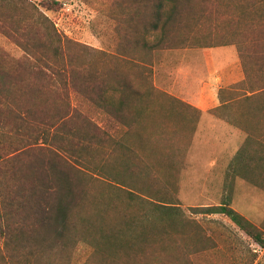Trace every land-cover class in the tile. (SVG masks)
<instances>
[{
  "label": "trees",
  "instance_id": "16d2710c",
  "mask_svg": "<svg viewBox=\"0 0 264 264\" xmlns=\"http://www.w3.org/2000/svg\"><path fill=\"white\" fill-rule=\"evenodd\" d=\"M124 1L116 16L123 27L116 31L132 67L105 76L71 68L73 52L65 50L72 41L46 14L61 9L58 0H0V34L23 53L0 48V264H78L80 248L87 253L81 264L146 261L149 255L135 243L147 235L144 224L163 232L183 218L180 208L142 194L143 185L142 193L126 191L128 184L110 175L115 181H103L125 195L109 190L108 208L97 199L103 194L91 193L92 183L102 181L61 153L70 143L83 149L109 144L89 113L102 114L108 128L132 131L143 110L155 111L157 92L142 71L152 66L154 52L193 47L234 46L244 75L219 90L220 105L212 109H238L225 120L246 134L230 160L229 193L199 211L228 218L264 252V231L231 207L236 176L264 190V0ZM110 91L120 94L117 105ZM168 102L158 111L169 109ZM118 209L124 214L117 216ZM112 217L124 219L122 226L112 225Z\"/></svg>",
  "mask_w": 264,
  "mask_h": 264
},
{
  "label": "rangeland",
  "instance_id": "374dc122",
  "mask_svg": "<svg viewBox=\"0 0 264 264\" xmlns=\"http://www.w3.org/2000/svg\"><path fill=\"white\" fill-rule=\"evenodd\" d=\"M58 1L61 9L46 14L60 34L72 41L70 49L66 47L65 50L73 52L74 62L69 63L71 68L108 76L106 74L111 69L124 74L132 67L122 57L123 49H119L121 42L117 37V31L123 27L116 20L119 5L128 2ZM147 42H152L150 35ZM0 48L16 57L23 55L1 34ZM84 48H88L89 53ZM238 58L234 46L154 52L151 72L148 71L149 66L142 71L157 92L155 111L143 110L140 122L130 132L121 126L108 128L102 114L89 113L101 126V132L106 133L109 144H94L83 149L70 143V146L66 145L69 151L61 153L67 162L88 171L87 177L102 181L97 185L92 183L91 193L103 194L97 199L108 208H112L109 190L125 195L124 191L118 192L110 187L111 183L103 181L104 178L115 181L114 177L119 178L121 184H128L126 191L142 193L139 188L143 185L146 189L142 194L156 200H168L180 208L183 218L177 219L172 227L163 232L160 228L144 224L147 235L135 243L139 242L137 245L143 246L149 256L145 262L136 264H264L263 249L228 218L204 215L199 211L203 207L219 205L228 195L230 160L246 139L242 129L225 120V117L237 116L238 109L212 111L219 104V85L226 87L240 77L241 62ZM230 60L233 61L225 63ZM108 99L117 105L120 94L110 91ZM166 101L171 104L170 108L159 112L160 105ZM200 102L210 107L208 115L202 116L196 108ZM158 113L163 117L156 118ZM102 137L105 138L104 135ZM73 139L70 137L69 141ZM111 141L115 144L116 154L112 153ZM116 143L123 147H118ZM213 159L215 162H209ZM110 164L115 168H110ZM122 204L125 206L126 203ZM113 206L118 207L119 204L114 203ZM231 207L264 231V190L242 176H236ZM118 210L117 216L125 212ZM123 220L115 221L112 217L109 222L122 226ZM84 251L80 248L77 252L78 264L84 262L87 255ZM131 261H126V264H133Z\"/></svg>",
  "mask_w": 264,
  "mask_h": 264
},
{
  "label": "crops",
  "instance_id": "0c3cea01",
  "mask_svg": "<svg viewBox=\"0 0 264 264\" xmlns=\"http://www.w3.org/2000/svg\"><path fill=\"white\" fill-rule=\"evenodd\" d=\"M225 47H227V46H223V47H217V48H225ZM236 49V48H235ZM236 53H237V51H236ZM222 54L220 53V56H221ZM216 56L214 55V58H215ZM220 59H221V57H220ZM239 59V58H238ZM214 61V60H213ZM233 60H230V61H228V62H225L226 64H229V63H231ZM239 62H240V60H239ZM214 63H215V61H214ZM230 67V66H229ZM227 68V69H230V68ZM240 67H241V63H240ZM211 75H212V73H211ZM243 77H244V75H243V70H242V67H241V72H240V77L237 79V80H235V81H232V82H230L229 84H227V86L226 87H228V86H230V85H232V84H234V83H236V82H239V81H241L242 79H243ZM211 78H213V75H212V77ZM218 79H220L219 77H218ZM221 81V80H220ZM224 86V87H223ZM223 86H221V85H219V88L221 89V88H226L225 87V85H223ZM208 87V86H207ZM219 89V90H220ZM219 90H218V92H219ZM217 99H218V102H219V104L216 106V107H218L219 105H220V101H219V98H218V93H217ZM215 107V108H216ZM196 108L198 109V111H200V113L202 114V116L203 115H208L209 113H208V109L210 108L209 106H207L206 105V103H204L203 104V102H200V104L198 105V106H196ZM209 162H215L214 161V159L213 160H211V161H209Z\"/></svg>",
  "mask_w": 264,
  "mask_h": 264
}]
</instances>
